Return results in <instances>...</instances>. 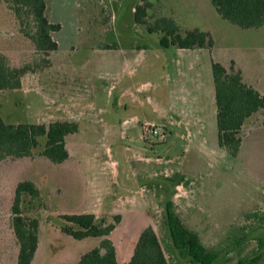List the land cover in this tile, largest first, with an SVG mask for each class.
I'll return each mask as SVG.
<instances>
[{
  "label": "rangeland",
  "instance_id": "374dc122",
  "mask_svg": "<svg viewBox=\"0 0 264 264\" xmlns=\"http://www.w3.org/2000/svg\"><path fill=\"white\" fill-rule=\"evenodd\" d=\"M147 2L146 24L141 26L133 16L139 0H46V15L52 24L60 25V30L51 34L58 49L50 53V65L45 68L42 65L47 58L23 34V29L32 27L30 19L21 12L18 21L8 3L0 0V54L11 68L41 66L22 76L19 89L0 92V117L6 124L45 126L76 119L81 133L80 139L66 137L69 158L62 164L41 156L44 138L31 156L7 158L0 163V264L17 263L19 247L12 230L11 205L15 187L22 181L32 182L39 192L35 198L22 196L21 203L23 216L39 223V244L32 264H74L83 251L99 245L98 238L92 243H78L61 232L63 226H70L61 216L75 214L76 203L85 195L91 197L85 201V208L94 212L97 224H113L114 218L120 217L110 239L120 264L128 260L143 222L155 230L167 264H193L170 244L165 205L172 199L173 210L183 225L216 254L212 264H264V110L242 128V146L236 158L218 148L215 125L214 130L206 132L205 150L194 145L185 151L177 142L168 155L156 147L166 140L164 128L143 129L149 135L156 129L158 135L146 140L149 145L134 144L132 152L140 151L152 159L174 158L171 162L156 161L160 165L157 190L152 187L147 193H131L132 200L139 195L150 203L145 210L126 209L129 194L114 190L103 177L109 170L116 173L119 161H123L120 119L135 116L157 123V110L146 103L147 97L164 103L168 88L185 83L193 92L198 81L194 80L195 71L187 70L186 77L167 82L165 76L173 78L175 74L176 49L162 48V33H148L146 27L162 17L171 18L182 32L198 29L211 33L217 62L224 63L226 69L235 68L232 59L244 68L264 69V27L241 29L223 20L211 0ZM209 58L204 52L194 62L196 68H202V81L212 86ZM180 62L185 70L190 60L185 57ZM167 66L172 69L166 71ZM255 84L264 91V79ZM131 92L144 102L143 106L132 102L128 96ZM118 100L127 107L116 109ZM93 121L99 131L93 129ZM102 121L112 127L108 133L110 145L100 141ZM132 164L130 169L135 173L155 166ZM181 169L187 172L185 176L177 174ZM136 181L147 179L131 178L128 187ZM176 185L179 187L175 189ZM112 192L119 196V204L106 198ZM136 218L141 224L134 225ZM125 237H130L129 241Z\"/></svg>",
  "mask_w": 264,
  "mask_h": 264
},
{
  "label": "trees",
  "instance_id": "16d2710c",
  "mask_svg": "<svg viewBox=\"0 0 264 264\" xmlns=\"http://www.w3.org/2000/svg\"><path fill=\"white\" fill-rule=\"evenodd\" d=\"M134 8V22L145 26L149 3L139 0ZM20 21V13L26 14L32 27L23 29L26 38L32 41L37 52L47 59L43 67L50 65L49 55L57 51L58 44L51 33L60 30L59 24H52L46 16V0H5ZM217 14L241 29H259L264 26V0H211ZM148 33L160 32L159 45L162 48L211 49L214 41L209 32L198 29L182 32L171 18L162 17L153 25L146 27ZM104 49H109L104 46ZM41 67L24 65L11 68L8 59L0 54V92L6 89L17 90L21 78L28 72ZM211 74L214 84L216 104L217 144L231 158L240 152L242 138L240 132L245 121L253 114L264 110V95L247 86L240 70L233 66L226 69L221 63L211 61ZM78 131L73 122L55 121L47 126L42 124H6L0 117V163L7 158H25L37 149L40 139H45L41 156L53 164H62L69 158L65 139ZM38 197L39 192L30 181L19 182L14 190L11 205L12 230L18 242L16 264H32L38 249L39 223L35 218L23 216L22 196ZM61 219L70 226H63L61 232L74 240L85 238L100 239L99 245L80 256L77 264H118L116 250L109 235L120 222L114 218L113 224L96 223L93 214H67ZM165 222L173 247L190 259L193 264H212L216 259L214 252L208 251L198 236L188 230L173 210L172 203L165 206ZM74 226L75 228H73ZM128 264H167L158 237L151 226L144 228L134 245ZM237 264H255L254 261Z\"/></svg>",
  "mask_w": 264,
  "mask_h": 264
},
{
  "label": "crops",
  "instance_id": "0c3cea01",
  "mask_svg": "<svg viewBox=\"0 0 264 264\" xmlns=\"http://www.w3.org/2000/svg\"><path fill=\"white\" fill-rule=\"evenodd\" d=\"M203 32H207V31H203ZM52 33H54V32H52ZM210 35H211V33H210ZM51 37H52V35H51ZM211 37H212V35H211ZM52 39H53V37H52ZM174 48L176 49V53H177L176 58H175V65L173 68V70L175 71V74H174L173 78H172V75H170V74L165 76L167 82H175V79H176L175 77H177L178 79L186 77L187 76V74H186L187 70H188V72L189 71H195L194 80H198V81L195 82V88H194L193 92H190V90L186 88L187 85H184L185 83H182V84L178 83L176 85V87L172 86V87L168 88L166 93H165L166 102H164V103H160L157 99H152L153 97H147L146 103L152 105L154 110H157V113H158V122L157 123L154 121H151V120H142L141 121L140 119L136 118L135 116L120 119V122H119L120 123L119 140L123 143V146H124V149L122 148L123 149V161L122 162L119 161V163H118L119 169L117 170L116 173L109 170V172L108 171L105 172V175H103V177H104L105 181L107 182V184H109L111 186V188H113V187L115 188L114 190L119 188L125 194H129L128 195L129 202H127V204L124 203L125 204L124 207L126 209L145 210L146 208L150 207L149 206L150 203H148L144 198H141L139 195H136L134 197V200H132L131 193L132 192L135 194H140L143 192L147 193V191H149L147 188H149L150 190L151 189L153 190L154 187L157 190L158 182L160 179L157 171L159 170L160 165L158 163H156V161L163 160L165 162H171L172 160H174V158H170L169 156L162 157V158L158 156L157 158L152 159V158H149L148 156L142 154L140 151L132 152L131 147L134 144H141L142 143L144 145H149V143H147L146 140L153 138L152 137L153 134L149 135V133H146L145 131L143 132V129H145L146 127L147 128L148 127L149 128H155V126H161V128H164V130L167 133L165 136L166 140L164 141L163 144L156 145L157 143H154V145H156V147H161L162 149H164V152L166 153V155H168L170 153V148L174 144H176L177 142L183 144L185 151H188L189 148L191 146H194V145H196V147L200 151L205 150L206 149V142H205L206 132L211 130V129L214 130V125L217 129V126H216V104H215V98H214L213 79H212V86L210 85V83L208 81H206V83H204L201 79V73H200L202 68L199 69L200 65L198 66V68H196L195 62H194L195 59H197V61L199 60V55H201L202 53H204V52L208 53L210 55L209 65H210V71H211V60L213 59L215 62H217V58L215 57V45H213V47L211 48V51H209L208 49H192V50H189V49H178L176 47H174ZM192 56H193V59H192ZM185 57L189 58L190 63L187 65V69L184 70L182 67V63L180 61ZM232 60L234 62L235 68L240 70L243 82L247 86H250L253 89H255L261 95H264V91H261L259 88H257V86L255 84L256 82L264 79V69H260V68H258V66H255L252 68H244L243 66H241L239 64V62L237 60H234V59H232ZM221 64L225 67L224 63H221ZM171 69L172 68H169L167 66L166 71H170ZM211 77H212V74H211ZM190 79H191V77H190ZM136 93H138V91L135 92V94ZM135 94H133L131 92V95H128V96H129V98L131 97L132 102L138 104L139 106H143L144 102L140 98H136ZM111 96H112V93H110V89L108 87L107 98H110ZM121 96H126V95H121ZM114 106L116 107V109L122 108V107L123 108L127 107L125 104H123L119 100H118L117 104H114ZM106 112H109V110L107 111V109H106ZM257 113H255L251 117H249L245 121L243 127L245 126L246 122L249 119L253 118ZM214 118H215V124L213 122ZM73 123H75L78 126V131L71 136H76L78 139H80L81 133H80L79 124H78L76 119L74 120ZM101 123H102L101 124L102 126L101 125L100 126L103 130V132H102L103 134H102L100 141L110 145L108 142V133H110V130L112 129V127H110V125H107L106 123H103V121ZM96 125H97L96 121H93L92 126H93L94 130H98ZM157 130H160V129L157 128ZM65 141H66V139H65ZM241 146H242V142H241ZM240 150H241V148H240ZM129 153H131V154L129 155ZM139 159H141V160H139ZM133 162L140 163V164L142 163V164L147 165V166L154 164L155 166H154V168H152V170L151 169L143 170V171H147V172H142V173L136 172L135 173L130 169L133 166V164H132ZM177 172H179L177 174H180L181 176H185V174H187V172H184L182 169L180 171H177ZM139 177H143V180L147 179V181L142 182V183L139 181H136L133 183L134 186H132L131 188L128 187V183H129V180L131 181V178H134L136 180ZM83 180H84V178H83ZM84 181L88 185V181H86V180H84ZM89 183L91 186L95 187L94 182H89ZM145 183L147 186L144 185ZM179 185H176L175 189L178 188ZM88 196L89 195H85V196H83L82 199H79V201H81V202L78 201V203H76L77 208H76V210H74L73 213H75V214H93L94 215V212L87 211V209L85 208L87 206V205H85V201L87 200V198L91 200V197H88ZM116 197L119 198V196H117L116 193L112 192L111 195H109L106 198H109V201L112 203L114 202V203L119 204V202L116 201ZM105 199H104V201H105ZM168 202L172 203V205L174 203L173 199L168 201ZM86 204H87V202H86ZM95 219H96V217H95ZM133 223H134V225L141 224V222L137 218L134 219ZM143 223H142V226H144V227L139 229V231L136 233L134 245H135L141 231L147 227V225H144ZM112 233L109 235L110 239L112 237ZM169 238H170V236H169ZM95 239H97V238H85L83 240H76V241L78 243H92L93 240H95ZM129 239H130V237L124 238V240H128V241H129ZM88 241H90V242H88ZM170 244H172V242H170ZM93 247L94 246H92V248ZM133 248H134V246L131 248V250L129 252L128 260L125 262V264H128V262L131 258V255L133 253ZM115 250H116V247H115ZM87 251L88 250L83 251L82 254H84ZM163 254H164V252H163ZM116 258H117V252H116ZM79 259H80V256L74 264H77ZM117 262H118V259H117ZM118 264H120V263L118 262Z\"/></svg>",
  "mask_w": 264,
  "mask_h": 264
},
{
  "label": "built area",
  "instance_id": "2783aa9c",
  "mask_svg": "<svg viewBox=\"0 0 264 264\" xmlns=\"http://www.w3.org/2000/svg\"><path fill=\"white\" fill-rule=\"evenodd\" d=\"M150 133H152L153 135H158V133H157L156 130H154V131H152V132H150Z\"/></svg>",
  "mask_w": 264,
  "mask_h": 264
}]
</instances>
